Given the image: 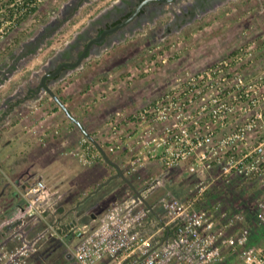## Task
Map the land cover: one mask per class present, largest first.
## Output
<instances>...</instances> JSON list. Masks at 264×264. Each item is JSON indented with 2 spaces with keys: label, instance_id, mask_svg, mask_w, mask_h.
I'll list each match as a JSON object with an SVG mask.
<instances>
[{
  "label": "rangeland",
  "instance_id": "rangeland-1",
  "mask_svg": "<svg viewBox=\"0 0 264 264\" xmlns=\"http://www.w3.org/2000/svg\"><path fill=\"white\" fill-rule=\"evenodd\" d=\"M116 1L0 0V86L9 82L3 88L12 92L34 72L43 75L50 67L49 61L55 60L59 51L71 44L78 33L106 15L107 9L114 8ZM32 6L38 8L37 12L18 26V19ZM172 18L168 15L146 23L132 33L122 32L119 41L91 53L80 68L77 67L79 69L63 81V87L56 88V91H61L68 87L69 110L75 111L73 115L79 120L86 119L83 124L87 125L94 119L99 122V126L88 130L107 153H111L123 171L130 168L133 159L145 155V139L174 140L184 130L193 126L202 129L206 124L205 115L209 112L203 108L214 103L215 91L206 94L204 88H195L193 77L196 75L213 74L212 69H217V74L257 79L261 83L260 90L263 89L264 0H227L180 27L175 26ZM26 42H31L27 44L28 48L40 44V49L32 55H21ZM78 89L80 94L76 92ZM167 97L169 103L166 102ZM44 98L61 108L48 93ZM150 106L166 109L168 118L160 115L158 124L138 120ZM239 114L237 112V118L246 116V113ZM80 140L84 147L93 145L84 135ZM112 146H118L120 153L109 151ZM149 148L153 149L152 146ZM94 150L99 151L96 147ZM160 157L143 158L145 163H157V168L148 171L146 177H140L145 166L133 175L126 174L133 178L130 180L137 189L149 187L152 193L148 198L158 204L170 197L186 203L198 198L194 204L196 208L211 212L219 224L233 219L236 231L233 234L249 230L250 244L255 249L264 250V225L258 220L259 212H254L256 205L264 203V184L239 177L227 181L221 177L222 166L217 164L192 173L189 168L193 160L177 168H167ZM67 159L74 174L81 175L87 170L76 158ZM120 183H123L121 178L113 179L99 192L103 194ZM159 210L162 213L161 205ZM26 228L28 237L32 239L45 227L34 230L37 226L28 225ZM52 244L57 249L50 254L46 249ZM37 247L29 264L75 263L67 257L71 250L59 239L41 241ZM234 264H244L240 253Z\"/></svg>",
  "mask_w": 264,
  "mask_h": 264
},
{
  "label": "built area",
  "instance_id": "built-area-1",
  "mask_svg": "<svg viewBox=\"0 0 264 264\" xmlns=\"http://www.w3.org/2000/svg\"><path fill=\"white\" fill-rule=\"evenodd\" d=\"M212 71L213 74L193 77L195 88H204L206 94L215 91L214 103L203 108L209 112L205 115L203 130L193 126L174 140L145 139V155L133 159L130 168L124 171L125 175H133L143 168V158L161 156L160 161L167 168H177L193 160L189 168L192 173L217 164L222 166L221 177L227 181L239 177L264 184V107L261 108L264 106V85L261 91L257 79L250 81L242 76L217 74V69ZM166 102L169 103V97ZM237 112L239 115L246 113V116L237 118ZM160 115L167 119V110L150 106L138 120L155 123ZM42 135L44 142L47 135ZM84 145L83 153L78 157L81 163L104 160L99 151L95 152L94 145ZM109 151L118 154L120 148L112 146ZM44 187L43 182L31 187L26 198L29 199L30 194H38V197L29 199L28 205L13 219L0 225V264H29L37 245L52 238L61 240L71 250L68 254L73 255L76 264H217L223 262L226 247L238 250L244 264H264V251L250 244V231L229 232L235 221L227 219L219 224L211 212L195 207L198 198L187 203L174 197L164 198L162 206L169 219L156 232L144 233L141 229L151 212L147 207L134 210V206L118 205L97 226L75 228L67 235L60 233L58 227L45 217V210L37 205L43 200ZM17 220L22 223L13 227V237L8 236L12 241L6 242L2 236L8 225ZM32 220L46 222V227L30 239L26 226L33 225ZM258 220L264 225V203ZM167 230L171 235L164 245L154 247L153 242L163 239ZM70 235L76 240L74 245L68 243Z\"/></svg>",
  "mask_w": 264,
  "mask_h": 264
},
{
  "label": "crops",
  "instance_id": "crops-1",
  "mask_svg": "<svg viewBox=\"0 0 264 264\" xmlns=\"http://www.w3.org/2000/svg\"><path fill=\"white\" fill-rule=\"evenodd\" d=\"M121 1L117 0L113 4L118 5ZM111 9L113 8L106 11ZM77 36L72 42L76 40ZM30 43L26 42L23 45L21 55H32L40 49L38 47L40 44L28 48ZM79 68L69 70L60 79L50 81L51 83L47 85L53 91H56V88L58 86L63 87V81L72 76V72ZM37 73L39 74L38 71L34 72L12 92L3 88L9 82L0 86V88H3L0 90V215L5 214L11 216L9 220L13 219L22 208L21 201L19 202L18 198L23 197L29 201L25 194L31 189L30 187L43 182L45 186L43 200L39 202L38 206L45 210V217L48 221L57 224L63 230L73 223V229L87 225L90 227L97 226L118 205H130L131 207L134 206V210L147 207L151 211L143 222L141 229L144 233L156 232L169 218L164 209L162 213L159 210L160 205L163 208L162 204L153 202L148 198L152 193L149 187L143 190L138 188V190L142 192V197L148 201L150 206L143 201L136 203L134 190L123 179V183L117 184L113 189L111 188L101 194L99 191L107 184L106 179L117 174L116 168L105 160H103L104 162L97 160L89 164L82 163L87 167V170L82 172L81 175L74 174L73 167L67 158L71 157L79 160L78 157L83 153L80 140L83 134L82 132L79 133L74 127L75 125L71 119L68 118L70 123L66 120V117L64 118V115H67L61 108L58 109L54 102H49L44 98L47 91L37 94L39 79L45 76ZM19 87L22 89H19ZM67 89L68 87H65L61 90V97L63 102L66 100L65 104L70 109L71 101L70 97H67L70 96L67 95ZM76 92L79 93V89ZM14 98H17V100ZM46 109L48 111H44ZM74 112L71 111L72 114ZM100 116L103 119L104 115ZM80 120L81 122L86 121L84 118ZM95 122V119L90 120L87 125H84L93 130V128L99 126V122L94 124ZM43 133L47 135L44 142L41 141ZM156 166L157 163H154V161L145 163L144 171H142L140 177H146L148 171L154 170L157 168ZM262 205L263 203L256 205L254 212H260ZM58 209L62 213H59ZM32 222L34 223L33 226H37L34 230L46 227V224H44L46 222L35 220H32ZM73 229L67 235L73 233ZM12 231V229H6V232H4L2 238L6 242L12 241L8 237L14 235ZM229 231L231 233L236 232L234 228L229 229ZM169 235H171L169 230L164 232L163 239H157L153 242L154 247L163 246ZM69 239L70 243L75 240L73 235H70ZM237 252L238 250L224 248L225 261L223 260V263L217 264H234L239 256Z\"/></svg>",
  "mask_w": 264,
  "mask_h": 264
},
{
  "label": "flooded vegetation",
  "instance_id": "flooded-vegetation-1",
  "mask_svg": "<svg viewBox=\"0 0 264 264\" xmlns=\"http://www.w3.org/2000/svg\"><path fill=\"white\" fill-rule=\"evenodd\" d=\"M143 1L145 0H122L115 8L107 11L105 13L106 15H103L98 21L90 25L83 33H80L74 42L68 44L67 47L58 54L55 60L50 61V67L46 69L42 76L53 74L57 71H59V73L47 77L46 84L51 83L50 81L60 79L69 70L75 69L64 65L76 63L93 40L102 37L106 31L117 27L123 21L127 20ZM225 1L227 0H171L170 2L151 0L141 7L140 11L131 22L114 33H107L100 42H94L88 50L85 59L89 57L91 53L101 51L104 47L111 44V42L114 43L119 41L123 33H132L140 29L146 23L156 21V19L158 20L168 15H172V22L175 23L179 18L182 19L185 15L192 12L195 14L193 19H196L200 14L203 15L205 12L214 10ZM190 22L191 21L188 23ZM43 91L46 92V88L43 85V78L41 77L37 87V94Z\"/></svg>",
  "mask_w": 264,
  "mask_h": 264
},
{
  "label": "water",
  "instance_id": "water-1",
  "mask_svg": "<svg viewBox=\"0 0 264 264\" xmlns=\"http://www.w3.org/2000/svg\"><path fill=\"white\" fill-rule=\"evenodd\" d=\"M151 0H145L143 1L139 7L137 8V10L125 21H123L121 24H119L117 27L115 28H112L108 31H106L102 37L98 38V39H95L93 40L89 46L87 47L86 51L84 52V54L80 57V59L76 62V63H69V64H65L64 66H69L71 68H77L79 67L83 60L85 59L86 57V54L88 52V50L90 49L91 45L94 43V42H100L105 36L107 33H114L116 31H118L119 29H121L122 27H124L126 24H128L129 22H131L134 17L138 14V12L140 11L141 7L145 4H147L148 2H150ZM160 1H163V2H170L171 0H160ZM63 68V67H62ZM61 68V69H62ZM60 69V70H61ZM59 73V71L57 72H54L53 74H46L44 77H43V85L44 87L46 88V91L47 93L54 99V101H56V103L61 107V109L65 112V114L67 115V117L69 119H71L78 127L79 129L82 131L83 135L88 139L90 140L93 145L100 151V153L102 154L103 156V159L113 165L116 170H117V174L111 176L108 181L106 183H109L111 182L113 179L115 178H121L123 179L124 181H126L130 186L131 188L134 190L135 192V199H136V203H139L141 201H143L146 205L150 206L148 201L142 197V192L139 191L131 182V180L124 174V171L122 169V167L116 163L115 161H113L107 151L104 149V147L99 143L98 140L95 139V137L89 132L88 128L86 126H84V124L77 118L75 117L71 111L69 110V108L66 106V104L62 101V99L52 90L51 87H49L47 84H46V78L49 77V76H54V75H57ZM41 194V193H40ZM29 199L31 200H34L38 197V194H30L29 196ZM0 198H1V195H0ZM40 202V201H39ZM39 202L37 205H39ZM22 223L21 220H17L16 222L8 225L7 229L8 230H11L13 229V227L17 226V225H20ZM67 257L69 259H73V255L72 254H68Z\"/></svg>",
  "mask_w": 264,
  "mask_h": 264
},
{
  "label": "trees",
  "instance_id": "trees-1",
  "mask_svg": "<svg viewBox=\"0 0 264 264\" xmlns=\"http://www.w3.org/2000/svg\"><path fill=\"white\" fill-rule=\"evenodd\" d=\"M28 1L33 2L34 0H28ZM37 10H38L37 7H33V8H31L30 11H29L28 13H26L24 16H22V17H20V18L18 19V21L16 22V24H17L18 26L21 25V24H22V23L28 18V16H30V15L33 14V13H36ZM194 16H195V14H194V12H192V13H190V14L185 15L182 19L179 18V20H177V21L175 22V26H176V27H178V26L180 27V26H182V25L188 23L189 21L193 20ZM180 19H181V20H180ZM170 29H171V28H170ZM56 94L59 95V96H61V91H59V90L56 91ZM61 99L63 100L62 97H61ZM64 101H65V100H64ZM108 154H109V153H108ZM109 157L113 159L111 153L109 154ZM30 188H31V187H30ZM18 200H19V202L21 201V202H20V205H21L22 208H25V207L28 205V201H27V199H25V198H23V197H19ZM58 210H59V213H62V212L60 211V209H58ZM10 218H11V216H7V215H5V214L0 215V225L3 224L4 222L8 221ZM52 223H53V222H52ZM55 225L58 227V230H59L60 233H62V234H67L68 232L72 231V229H73V227H74V223H73V224H70L69 226H67V227L65 228V230H63V229H61L57 224H55ZM55 244H56V243H55ZM56 249H57V247H56L55 245L52 244V247H50V248L47 247L46 252H49V253L51 254V253H53L54 251H56ZM41 258H42V257H41ZM74 264H76V263H74Z\"/></svg>",
  "mask_w": 264,
  "mask_h": 264
}]
</instances>
